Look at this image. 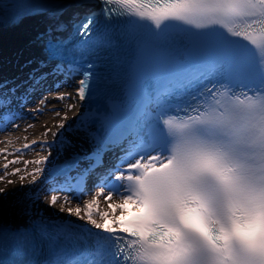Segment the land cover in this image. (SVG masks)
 <instances>
[{
  "label": "snow or ice",
  "instance_id": "1",
  "mask_svg": "<svg viewBox=\"0 0 264 264\" xmlns=\"http://www.w3.org/2000/svg\"><path fill=\"white\" fill-rule=\"evenodd\" d=\"M99 3L75 25L76 34L87 37L102 16V35L83 40L82 49L112 46L117 31L135 41L126 101L108 106L100 117L102 132L94 116L81 121L77 131L91 147L74 153L61 172L67 177L76 170V184L69 185L73 198H88L66 207L71 200L64 197L59 211L84 224L57 226L48 255L27 264H264V0ZM121 20L122 30L116 27ZM65 28V21L54 19L37 33L40 58L27 80H0V131L18 127L15 120L41 90L60 102L76 101L66 105L69 110L95 95L94 64L65 66ZM64 81H73V92L60 91ZM47 101L42 96L39 103ZM29 111L42 114L39 108ZM67 120L65 114L57 127H70ZM60 142L73 146L69 138ZM37 144L49 147L46 140H33L15 151ZM109 153L117 162L106 167ZM0 155L6 161L0 181L22 171L9 173L20 160H8L13 153L4 148ZM50 156L24 161L37 167L20 175L21 187L26 176L35 184L44 175ZM93 174L99 184L93 182L98 190L90 194ZM101 197L111 212L100 210ZM58 199L52 195L49 206ZM47 228L41 219L37 230L46 234Z\"/></svg>",
  "mask_w": 264,
  "mask_h": 264
},
{
  "label": "rangeland",
  "instance_id": "2",
  "mask_svg": "<svg viewBox=\"0 0 264 264\" xmlns=\"http://www.w3.org/2000/svg\"><path fill=\"white\" fill-rule=\"evenodd\" d=\"M18 32L16 31V34L9 35V39H15ZM13 47V46H12ZM19 55H25L23 52H18ZM32 127H28V125L24 127H18L17 130L13 133V136H0V146H9V141H12L14 139H23V138H30L32 136H40L44 138H52L53 133H56L59 128L57 127V121L54 120V116L48 115L44 117L42 120L35 121L33 124H31ZM46 128L49 129L48 135H45ZM78 137L77 135H67L66 138H74ZM12 143V142H11ZM53 153V152H52ZM73 155H67L66 157H71ZM24 161H31L29 157H24L21 161V163L12 168L10 172L13 171L15 168H19L22 171L17 175H10L7 179L0 181V188L6 189V194L0 195V220L2 221H16L17 218L20 216L22 211V203L24 201V195L23 193L29 188L28 184H24V187H21V181H20V175H24L25 172L32 171L34 165L32 163H29L27 167L24 164ZM27 177V176H26ZM12 180V184H8L7 181ZM50 198L46 200L40 199L36 203L37 210L40 211L43 214L46 215H52V214H58L63 215L64 213L59 211L61 202L58 200L57 204L55 206L50 207L48 204V201ZM80 203V202H78ZM100 203L104 204V210L109 209L107 203L100 200ZM76 205L75 202H72L70 204H65L66 207H74ZM103 210V208H102Z\"/></svg>",
  "mask_w": 264,
  "mask_h": 264
},
{
  "label": "bare ground",
  "instance_id": "3",
  "mask_svg": "<svg viewBox=\"0 0 264 264\" xmlns=\"http://www.w3.org/2000/svg\"><path fill=\"white\" fill-rule=\"evenodd\" d=\"M22 26H24V25L22 24ZM66 92H73V89L71 91H66ZM69 103H77V102L74 101V100H71V99L63 101V102L59 101L57 103V105H61V110H60L61 116L58 117V116L54 115V113H47V114L43 115L42 117H40L39 120H42L44 117H46L48 115H52V116H54V120L57 121V124H59L61 122L62 117L66 114L67 117H68V120L66 121V124L69 123L70 121H72L73 114L76 111L82 109V104L79 102L76 108H74L72 110H69L66 107V105L69 104ZM45 106H46V104H41V107H45ZM72 134H75L78 137L69 138V139L72 140V145L73 146L71 148H64L63 144H61L60 141L64 140L63 137H60V136L55 137L57 139V146H56V149L53 150L54 151V153L52 155V159L53 160L57 161V159L58 158L61 159L60 157H62L63 155H64V157H66L68 154L69 155H73L74 153H77V152L83 154V153H86V152L89 151L91 146L86 142V139H85L84 135L82 134V132L77 131V132H74ZM51 165H53V163ZM65 196H66L65 194H61L60 195L61 198H64Z\"/></svg>",
  "mask_w": 264,
  "mask_h": 264
}]
</instances>
